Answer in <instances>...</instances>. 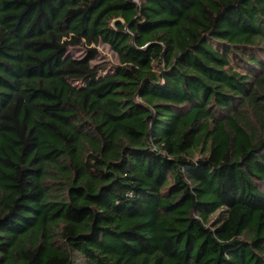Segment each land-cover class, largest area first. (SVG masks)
<instances>
[{"label": "trees", "instance_id": "obj_1", "mask_svg": "<svg viewBox=\"0 0 264 264\" xmlns=\"http://www.w3.org/2000/svg\"><path fill=\"white\" fill-rule=\"evenodd\" d=\"M0 264H264V0H0Z\"/></svg>", "mask_w": 264, "mask_h": 264}, {"label": "rangeland", "instance_id": "obj_2", "mask_svg": "<svg viewBox=\"0 0 264 264\" xmlns=\"http://www.w3.org/2000/svg\"><path fill=\"white\" fill-rule=\"evenodd\" d=\"M96 48L97 54L91 61L92 65H99L96 76L100 77L112 73L119 63L116 53L111 50L109 45L106 43H99ZM68 54L72 57L79 58L85 54V48L83 46L70 47L68 50ZM73 84L76 86L83 85L81 81H73Z\"/></svg>", "mask_w": 264, "mask_h": 264}]
</instances>
